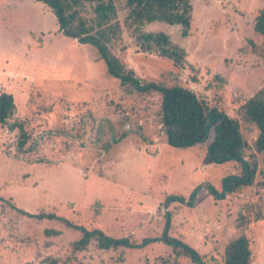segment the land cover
<instances>
[{"label": "rangeland", "instance_id": "rangeland-1", "mask_svg": "<svg viewBox=\"0 0 264 264\" xmlns=\"http://www.w3.org/2000/svg\"><path fill=\"white\" fill-rule=\"evenodd\" d=\"M189 2L185 37L181 26L158 21L129 29L125 2H115L121 33L111 52L138 80L188 88L239 120L240 106L264 87V37L253 30L264 0ZM82 15L92 17L89 6ZM158 32L185 52L181 65L140 49L142 34ZM0 92L13 96V119L28 135L18 150L17 130L0 126V264H192L160 242L108 251L92 242L74 254L70 243L79 232L21 216L11 206L136 242L159 237L168 211L170 235L197 247L205 264H223L225 244L240 235L249 239L251 264H264V219L240 224L247 204L264 215V153L254 152L251 124L240 121L245 157L256 164L254 182L215 200L207 186L220 190L223 177L240 174L238 164L209 160L211 136L185 148L168 145L160 95L120 87L95 48L59 32L51 9L36 0H0ZM197 186L193 207L164 208L167 196L188 199ZM45 229L61 234L50 238Z\"/></svg>", "mask_w": 264, "mask_h": 264}, {"label": "trees", "instance_id": "trees-1", "mask_svg": "<svg viewBox=\"0 0 264 264\" xmlns=\"http://www.w3.org/2000/svg\"><path fill=\"white\" fill-rule=\"evenodd\" d=\"M51 9L58 24V30L64 36L75 39L80 44L92 45L103 60L106 73L119 80L120 87L134 90L141 94L151 92L160 95L159 119L168 145L185 148L203 143L207 144V157L212 163L223 164L235 162L240 174L227 175L220 180V190L207 186V193L215 200H223L228 194L237 192L245 186H251L256 175V164H251L245 157L247 143L240 131V121L251 124L257 131L253 142L256 154L264 153V87L243 103L238 112L239 120L221 112L216 107L199 98L193 91L181 86L164 87L153 82L138 80L130 68L115 56L110 45L121 33L117 22L115 2L119 0H36ZM128 13L125 26H143L151 22H163L169 26L179 25L181 35L187 36L191 25L192 7L189 0H123ZM86 6L90 7L92 17L85 18L82 14ZM253 30L264 37V6L258 10L254 19ZM140 49L146 53L155 52L163 58L172 60L174 65H181L186 54L173 45L164 33L141 35ZM264 59V43L261 46ZM16 105L10 93L0 92V126L11 132L17 130V149L22 150L28 141L21 121L14 120ZM194 188L188 199L181 195L167 196L163 206L167 209L173 203L193 207L195 203ZM3 199L0 197V201ZM21 216L37 221L61 222L70 229L79 232L80 236L70 243L72 253L81 254L94 242L101 251L124 249H142L160 242L169 246L175 256L185 257L192 264H205L203 256L195 248L183 240L170 235L171 216L167 211L164 217L162 232L159 237L143 238L140 242L131 241L127 237H113L100 229H87L81 224L72 223L66 217L53 213H29L11 206ZM257 211V213H255ZM246 214L241 215L240 224L250 225L264 219L255 205H245ZM60 230L45 229L47 237H56ZM49 242V241H48ZM51 243V242H49ZM49 245V244H47ZM45 257V258H44ZM48 255L41 259H47ZM252 252L247 235H240L229 240L224 246L223 264H251ZM35 264H45V260ZM50 264H56L55 260Z\"/></svg>", "mask_w": 264, "mask_h": 264}, {"label": "crops", "instance_id": "crops-1", "mask_svg": "<svg viewBox=\"0 0 264 264\" xmlns=\"http://www.w3.org/2000/svg\"><path fill=\"white\" fill-rule=\"evenodd\" d=\"M72 41H73V39H72ZM121 143H123V141H121L120 144H121ZM183 241H184L185 243H187V240L185 241V240L183 239ZM187 244H188V243H187ZM188 245H189V244H188ZM194 248H195L196 250H198L197 247H194Z\"/></svg>", "mask_w": 264, "mask_h": 264}, {"label": "built area", "instance_id": "built-area-1", "mask_svg": "<svg viewBox=\"0 0 264 264\" xmlns=\"http://www.w3.org/2000/svg\"><path fill=\"white\" fill-rule=\"evenodd\" d=\"M75 40V39H74ZM65 121H68V119H66Z\"/></svg>", "mask_w": 264, "mask_h": 264}]
</instances>
